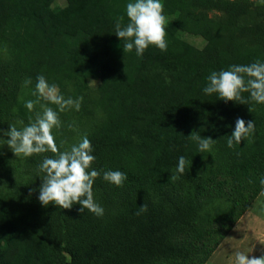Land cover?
Segmentation results:
<instances>
[{
  "label": "trees",
  "instance_id": "16d2710c",
  "mask_svg": "<svg viewBox=\"0 0 264 264\" xmlns=\"http://www.w3.org/2000/svg\"><path fill=\"white\" fill-rule=\"evenodd\" d=\"M129 2L0 0V129L41 111L25 107L36 99L34 61L65 98L83 97L77 112L88 119L61 150L87 135L104 209L98 217L79 204L43 206L38 165L52 153L16 157L0 132V264H68L67 255L72 264H206L264 189V104L203 91L213 71L264 62V0H161L167 51L150 45L142 56L125 53L115 34ZM189 29L213 35L183 59L179 31ZM68 113L54 130L58 145ZM238 117L255 121V132L230 148ZM193 131L215 140L211 152H198ZM108 170L127 174L122 187L103 179Z\"/></svg>",
  "mask_w": 264,
  "mask_h": 264
},
{
  "label": "clouds",
  "instance_id": "9594fccd",
  "mask_svg": "<svg viewBox=\"0 0 264 264\" xmlns=\"http://www.w3.org/2000/svg\"><path fill=\"white\" fill-rule=\"evenodd\" d=\"M164 6L161 0H131L126 5L128 23H123L121 16L115 23V34L123 41L124 52H131L135 48L137 56H142L150 45L156 46L162 52H166L168 43L166 40V16L163 14ZM207 85L204 93L208 95L217 94L218 98L237 103L247 104L243 93H249L250 99L257 104H264V62L259 60L248 65H231L228 70L213 71L207 77ZM32 83L26 79L24 86ZM32 95L35 100L25 102L29 112H33L37 105L41 111L35 113L34 119L18 128L10 124L8 130L0 129L5 144L13 151L16 157H32L45 153H52V156L44 155L42 162L38 165V172L41 174L42 183L39 187V201L43 206L50 204L59 206L62 209H71L74 204L81 205L79 211L85 209L96 216H103L104 209L94 199L93 185L100 172L92 168L96 157L92 154L93 146L91 141L84 135L77 144L70 149L61 150L64 142L58 145L54 136V130L62 127L60 113L66 110L75 109L79 111L83 97L73 99L65 98L54 83L39 75ZM43 101V103H42ZM49 105H55L58 111ZM252 111V109H249ZM19 123L23 124V121ZM70 129L74 124H69ZM255 132V121H245L237 118L234 131L231 133L227 144L233 147L240 144L243 139L247 142ZM189 138L198 145V152H211L215 140L211 137H202L198 132L193 131ZM187 160L184 155L178 157L176 173L185 172ZM103 179L122 187L127 180V174L116 170H108L103 173ZM171 180L179 179V175L172 174ZM259 183L264 186V177ZM35 191V190H33ZM147 204L140 205L136 215L147 211ZM264 243V242H261ZM235 264H264V255L259 257L249 256L241 251L234 253ZM68 264H72L71 255H67Z\"/></svg>",
  "mask_w": 264,
  "mask_h": 264
},
{
  "label": "rangeland",
  "instance_id": "374dc122",
  "mask_svg": "<svg viewBox=\"0 0 264 264\" xmlns=\"http://www.w3.org/2000/svg\"><path fill=\"white\" fill-rule=\"evenodd\" d=\"M254 1L258 2L259 0ZM57 3L63 6L66 0H57ZM163 6L165 12L166 4L163 3ZM172 29L177 31V27L173 26ZM179 35L182 42L180 46L181 56L183 59H189L199 53L200 49L205 46L206 41L212 37L213 32H209L207 29L202 32L189 29L179 31ZM29 69L39 75H44V70L34 61L30 62ZM67 112H69L67 118L62 119L66 121L67 127L65 133L61 135L65 140L64 143L70 145L74 135L88 119V115L85 111L79 113L75 109L67 110ZM69 124H74L75 127L70 129ZM261 242H264V189L214 251L206 264H235L234 253L236 251L244 252L250 257H259L264 255V243Z\"/></svg>",
  "mask_w": 264,
  "mask_h": 264
}]
</instances>
